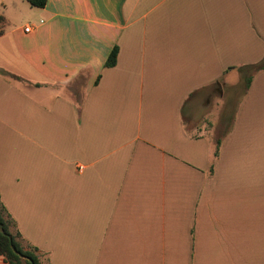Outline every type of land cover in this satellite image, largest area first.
<instances>
[{
  "label": "crops",
  "instance_id": "0c3cea01",
  "mask_svg": "<svg viewBox=\"0 0 264 264\" xmlns=\"http://www.w3.org/2000/svg\"><path fill=\"white\" fill-rule=\"evenodd\" d=\"M0 15V202L40 264H264V0Z\"/></svg>",
  "mask_w": 264,
  "mask_h": 264
},
{
  "label": "trees",
  "instance_id": "16d2710c",
  "mask_svg": "<svg viewBox=\"0 0 264 264\" xmlns=\"http://www.w3.org/2000/svg\"><path fill=\"white\" fill-rule=\"evenodd\" d=\"M30 5L43 7L47 0H26ZM3 17L0 15V24ZM117 48L113 47L105 61V66L115 64ZM253 72L264 69V61L251 65ZM250 76L246 81L249 82ZM217 151L215 152V155ZM38 249L25 242L15 227V222L0 202V256L7 264H40Z\"/></svg>",
  "mask_w": 264,
  "mask_h": 264
},
{
  "label": "rangeland",
  "instance_id": "374dc122",
  "mask_svg": "<svg viewBox=\"0 0 264 264\" xmlns=\"http://www.w3.org/2000/svg\"><path fill=\"white\" fill-rule=\"evenodd\" d=\"M212 105V103L208 106V107H210ZM207 111V109H200V116L197 118V122H201L202 121V118H203V115H204V113Z\"/></svg>",
  "mask_w": 264,
  "mask_h": 264
},
{
  "label": "built area",
  "instance_id": "2783aa9c",
  "mask_svg": "<svg viewBox=\"0 0 264 264\" xmlns=\"http://www.w3.org/2000/svg\"><path fill=\"white\" fill-rule=\"evenodd\" d=\"M29 29H30V26H29V25H27V26L24 28L25 31H29Z\"/></svg>",
  "mask_w": 264,
  "mask_h": 264
}]
</instances>
